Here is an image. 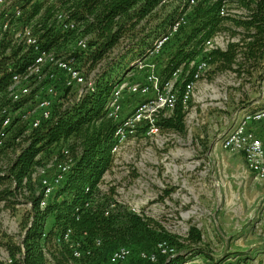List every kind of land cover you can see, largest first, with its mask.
Here are the masks:
<instances>
[{
  "label": "trees",
  "instance_id": "1",
  "mask_svg": "<svg viewBox=\"0 0 264 264\" xmlns=\"http://www.w3.org/2000/svg\"><path fill=\"white\" fill-rule=\"evenodd\" d=\"M168 1L65 0L73 18L84 27L81 34H61L55 30L53 13L44 4H35L27 12L26 19L30 21L45 8L38 34L43 48L48 51L71 53L81 35H91L87 50L76 49L71 54L75 65L86 68L88 74L94 70L100 72L95 92L72 109L63 111L60 106H55L51 120L43 122L29 136L17 125L19 119L8 130L5 145L0 148V202L9 205L12 198L28 191L32 204L22 240L24 254L20 245L10 238L6 245L13 264H50L43 246L48 248L53 264H110L111 256L120 248L132 250L131 257L122 264H181L182 257L176 256L203 242L202 232L194 226L180 242L154 219L134 214L121 204L106 216V209L114 201L113 190L105 194L100 189L105 175L114 165L112 146L116 124L106 117L105 107L114 86L122 81L126 72L138 69L136 62L149 57L154 41L174 22L179 8L166 15ZM224 2L229 9L240 13L221 16ZM185 7L187 10L188 4ZM222 32H228L237 41L230 42L226 51L216 50L208 56L203 55L204 43ZM175 36L182 37L158 76L166 82L182 69L185 81L178 84V100L172 114L160 116L158 125L161 129L184 135L190 104V101L184 103V95L186 83L194 80V70L190 68L192 61L208 59L213 74L232 71L241 80L262 78L264 0H198L187 24ZM0 56L1 114L4 107L16 108L7 98L12 80L8 63L12 62L21 71L31 62L32 54H22V49L10 47V41L5 37L0 40ZM64 147L72 151L74 165L64 184L41 210L42 194H37L40 184L37 190L32 175L38 166ZM10 155L15 158L3 168L1 163ZM87 188L89 192H86ZM50 220L53 224L48 228ZM68 230L72 232L71 239L79 242L81 250L89 251L90 255L74 258L73 250L62 239ZM164 242L176 250L175 257L163 255L158 250V245ZM143 252L155 254L156 262L142 259ZM19 254H23L21 259L17 258ZM0 264L5 262L0 259Z\"/></svg>",
  "mask_w": 264,
  "mask_h": 264
},
{
  "label": "rangeland",
  "instance_id": "2",
  "mask_svg": "<svg viewBox=\"0 0 264 264\" xmlns=\"http://www.w3.org/2000/svg\"><path fill=\"white\" fill-rule=\"evenodd\" d=\"M181 4L169 0L164 13L180 10ZM64 5L63 1L47 8L62 10ZM193 9L187 10V17ZM181 37L174 36L161 54L147 60L157 66V74H161ZM146 73L140 69L128 71L122 81L143 83ZM263 77L258 81L241 80L232 71L213 74L210 68L191 94L186 133L160 129L156 135H147L145 127L140 128L124 144L104 177L101 186L113 190L114 200L140 210L180 242L192 226L202 232L201 244L176 256L182 257L181 264H246L264 256V182L245 172L243 154H232L221 147L243 115L264 109ZM54 88L50 83L33 86L31 95L16 109H32L40 99L51 98ZM151 97L153 92L126 96L124 117ZM17 125L28 128L26 121ZM248 129L264 143V120L250 124ZM14 158L6 157L1 166L6 167ZM34 183L38 190V177ZM29 198L26 191L12 198L9 205L0 202V258L9 255V238L17 245L22 243L32 212ZM52 224L50 220L48 228ZM236 255L242 257L231 262Z\"/></svg>",
  "mask_w": 264,
  "mask_h": 264
},
{
  "label": "built area",
  "instance_id": "3",
  "mask_svg": "<svg viewBox=\"0 0 264 264\" xmlns=\"http://www.w3.org/2000/svg\"><path fill=\"white\" fill-rule=\"evenodd\" d=\"M63 1L65 2V0H0V8H2L0 10V40L7 37L10 41V47L22 49V54H32L31 62L21 71L15 68L12 62L8 63V71L12 73L11 84L7 91L8 100H10L12 105H17L31 95L33 86L41 83L55 84V88L51 90L52 97L40 99L28 111L23 112V110L16 109L12 106L4 107L1 110L0 148L5 145L9 133L8 130L16 119L28 123L25 135L29 136L43 122L51 120L55 106H60L63 111L70 110L87 95L93 94L96 90V80L100 70H94L88 74L86 68H79L75 65V59L71 54L76 49L81 51L87 50L89 40L92 37L91 35H81L76 41L75 50L65 55L48 51L42 46L38 32L42 27L45 8ZM180 2L182 3L181 9L178 11L174 22L164 34L160 35L154 41L149 52V57L136 62L138 69L147 71L145 82L130 83L121 81L112 90L111 97L105 107V113L106 117L116 124L112 146L114 162L116 155L123 148L124 144L130 137L135 136L140 128L145 127L147 135L158 134L161 129L158 125L160 116H170L176 106L178 100V84L185 81L183 78V70H177L169 81L162 82L156 71L157 66L146 62L149 58L161 54L166 44L187 24V10L195 7L198 0H184ZM35 4H44L45 8L39 15L29 21L26 19L27 12ZM185 4H188L186 11L184 10ZM52 13V23L54 24L55 30L59 33L81 34L83 32L84 27L82 23L73 18L72 11L68 10L66 5H64L62 10H55ZM237 13L240 12L229 9V6L224 2L220 15L227 17ZM235 41H237L236 38H231L225 32L218 33L204 43L202 53L208 56V54L216 50L226 51L228 44ZM190 68L194 70V80L186 83L184 95L185 104L190 101L191 94L196 85L205 79L211 66L208 63V59H197L190 63ZM60 82L61 84L58 86L57 84ZM261 84L264 89V77ZM65 89L68 92L64 93L63 90ZM152 92L153 97L138 105L132 114L124 117V102L126 96H146ZM263 120L264 109L257 113L243 115L237 128L221 142V147L225 151L231 152L232 154H243L246 161L245 172L253 174L255 180L259 182H264V143L248 127L254 122H261ZM73 165L74 157L72 151L64 147L59 153L36 168L32 178L33 181H36L38 177V183L40 184V192L37 194H42L40 203L41 210L47 207L51 197L64 184ZM52 172L55 173L51 175ZM100 189L105 194L109 193V190H104L102 186H100ZM86 192H89L88 188ZM118 204L126 206L118 200L111 201L106 209L105 215L108 216L111 211L117 208ZM30 207H32L31 203ZM128 209L134 214L143 218L146 217L138 209ZM71 234V230H68L62 239L73 250L74 258L81 259L84 254L87 256L90 255L89 251L84 253L81 250V244L79 242L71 239ZM97 245H100V243L97 242ZM20 247L24 254V246L22 243ZM158 250L161 254L171 257H175L177 254L176 250L166 242L159 244ZM43 251L49 263L53 264L48 248L43 246ZM23 254H19L17 258L21 259ZM131 255L132 250L130 248H120L111 256L110 264H122ZM141 257L142 259L156 262V255L153 253L143 252L141 253ZM0 259L5 264H13V259L10 255ZM238 259L232 258L231 262H238ZM246 264H264V256L259 259L255 258Z\"/></svg>",
  "mask_w": 264,
  "mask_h": 264
},
{
  "label": "crops",
  "instance_id": "4",
  "mask_svg": "<svg viewBox=\"0 0 264 264\" xmlns=\"http://www.w3.org/2000/svg\"><path fill=\"white\" fill-rule=\"evenodd\" d=\"M264 251V248L262 249V252ZM240 257H242V255H236V256H234L233 258H240ZM232 259V258H231Z\"/></svg>",
  "mask_w": 264,
  "mask_h": 264
}]
</instances>
